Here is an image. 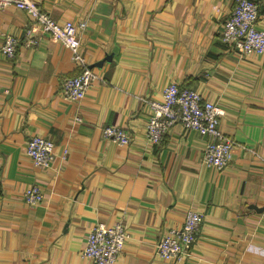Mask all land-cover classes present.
<instances>
[{"label":"crops","instance_id":"obj_1","mask_svg":"<svg viewBox=\"0 0 264 264\" xmlns=\"http://www.w3.org/2000/svg\"><path fill=\"white\" fill-rule=\"evenodd\" d=\"M57 21L78 28L80 52L97 75L82 99L61 96L77 74L70 50L47 34L26 43L31 19L0 8V264H94L82 254L97 223L125 225L117 264H264V53H234L220 39L233 0H36ZM257 28L264 30V0ZM175 81L223 109L234 139L223 169L202 160L207 137L181 123L158 143L145 136L149 103ZM120 126V145L101 128ZM55 144L49 167L25 154L28 137ZM38 185L42 200L24 191ZM202 216L197 240L180 259L156 253L157 241Z\"/></svg>","mask_w":264,"mask_h":264},{"label":"built area","instance_id":"obj_2","mask_svg":"<svg viewBox=\"0 0 264 264\" xmlns=\"http://www.w3.org/2000/svg\"><path fill=\"white\" fill-rule=\"evenodd\" d=\"M9 4L24 10L31 19L23 37L26 43H36L38 34H47L70 50L73 61L81 69L62 80L61 96L82 99L97 75L87 66L80 52L77 25L70 19L55 20L36 0H0V8ZM258 18V5L254 0H233L222 24L221 41L241 56L250 52L264 53V30L257 28ZM18 42L17 37L6 34L0 43V51L6 57H13ZM149 105L151 113L145 131L149 143H158L174 124L181 123L207 137L202 153V160L207 166L223 169L231 163L235 142L220 127L223 109L217 102L204 99L199 91L172 81L164 87L162 99L153 100ZM101 133L120 145L131 141L129 133L120 126H105L101 128ZM24 152L34 165L49 167L55 157V144L50 138L35 134L27 138ZM42 197L38 185L29 186L23 193L29 205L40 202ZM201 221L198 211L188 210L183 224L168 229L157 241L156 253L164 259H180L197 240ZM126 237L125 225L120 221L97 223L86 235L82 254L94 264H117Z\"/></svg>","mask_w":264,"mask_h":264}]
</instances>
